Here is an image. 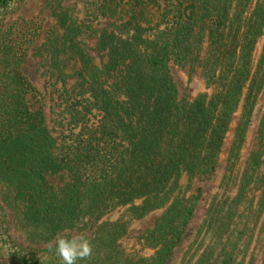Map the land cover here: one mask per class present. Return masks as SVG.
<instances>
[{
  "label": "trees",
  "instance_id": "16d2710c",
  "mask_svg": "<svg viewBox=\"0 0 264 264\" xmlns=\"http://www.w3.org/2000/svg\"><path fill=\"white\" fill-rule=\"evenodd\" d=\"M15 1L30 0H0V264H62L58 238L87 242L76 264H164L201 196L191 187L212 178L239 112L223 177L231 179L264 86V48L256 56L264 0H74L73 8L46 0L35 18L6 23ZM48 13L55 22L46 29ZM91 36L105 57L99 64ZM40 40L69 116L58 137L23 72ZM71 60L77 89L69 96ZM170 62L200 67L210 90L179 96ZM263 164L262 120L235 192L211 199L179 264H243L247 255L253 263L264 239ZM62 170L67 179L56 187L49 177ZM117 207L128 219H103ZM152 212L140 250H127L129 221ZM89 225L87 236L62 235Z\"/></svg>",
  "mask_w": 264,
  "mask_h": 264
},
{
  "label": "rangeland",
  "instance_id": "374dc122",
  "mask_svg": "<svg viewBox=\"0 0 264 264\" xmlns=\"http://www.w3.org/2000/svg\"><path fill=\"white\" fill-rule=\"evenodd\" d=\"M63 6L68 8H73L74 0H59ZM46 0H30L25 3H20V1H15L10 6L4 22L8 23L14 20L20 19H31L39 15L40 10ZM44 14V13H43ZM112 19H102L97 27L101 28L106 25L107 22H111ZM55 22L54 17L48 13L45 28L48 29ZM97 37L91 36L88 38V46L90 51L94 56V59L97 64L100 61L104 60L105 57L102 55L103 51H99L96 48ZM264 48V35L259 40L257 45L256 56H260ZM206 44H203L201 50V57L205 54ZM48 66L49 59L48 54L43 46V40H40L29 52L26 61L23 64V72L28 77V79L35 85V87L41 93L42 107L46 115L47 124L52 133L55 136H59L60 132L63 130L65 132V124L67 123L69 116L68 111L62 106L63 98L59 96L58 84L51 85V82L48 81ZM78 63H75L74 60L68 62L66 66V71L68 74H71L66 78V86L69 89L68 95L71 96L76 87V76L73 74V70L77 69ZM171 76L176 83L179 96H185L189 99L194 98L198 93L203 91H208L205 87L204 79L201 75L200 67L196 66L192 71H190L189 66L181 67L174 64L173 62L169 63ZM75 88V89H74ZM239 112L233 118V122L230 128V131L225 139V142L222 147V152L219 156L217 168L209 180H196L192 187L191 191H195L197 188L201 192V196L197 202L196 209L194 214L188 224L186 232L173 250L170 258L164 264H179L186 250L192 243L197 229L202 221L205 210L215 196H220L224 192L228 195H232L236 190L235 180L241 172L245 159L247 158L249 151L253 145L256 130L258 129L259 123L263 120L264 122V86L260 91L255 108L252 113L251 121L247 129L246 138L243 143V146L240 150L239 157L236 160L235 165L232 168L231 179L228 182H224V175L227 173L228 165V156L229 149L233 138V129L236 125ZM230 164V163H229ZM262 172L264 173V164L262 167ZM67 171L62 170L59 174H54L49 177L50 183L54 186L59 187L62 182L67 179ZM158 212H152L146 217L140 220H131L128 224V232L122 238V245L130 251L140 250L142 240L141 236L143 232L152 226ZM128 213L126 207H117L112 209L110 212L104 215L103 219H117L121 218L123 220L128 219ZM12 216L9 217V222L11 227L12 236L19 243L23 244L22 239L18 236V232L14 229L13 221L11 220ZM92 227L89 225L83 229H73L66 230L62 235H68L73 238H78L81 236H87L90 234ZM252 245L249 249V254L251 252ZM249 255H247L246 260L243 264H247ZM252 264H264V239L262 244L259 247H256L253 253V263Z\"/></svg>",
  "mask_w": 264,
  "mask_h": 264
},
{
  "label": "clouds",
  "instance_id": "9594fccd",
  "mask_svg": "<svg viewBox=\"0 0 264 264\" xmlns=\"http://www.w3.org/2000/svg\"><path fill=\"white\" fill-rule=\"evenodd\" d=\"M56 251L62 258V264H76L78 258L88 255L90 248L86 241H82L79 246H76L64 238H58Z\"/></svg>",
  "mask_w": 264,
  "mask_h": 264
}]
</instances>
